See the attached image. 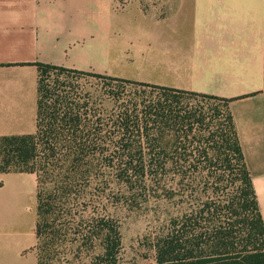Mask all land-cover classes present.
Wrapping results in <instances>:
<instances>
[{"label":"crops","instance_id":"1","mask_svg":"<svg viewBox=\"0 0 264 264\" xmlns=\"http://www.w3.org/2000/svg\"><path fill=\"white\" fill-rule=\"evenodd\" d=\"M140 2L0 0V138L35 134L37 64L230 100L264 220V0ZM18 174H0V264H38L37 207L23 221L1 194Z\"/></svg>","mask_w":264,"mask_h":264},{"label":"trees","instance_id":"2","mask_svg":"<svg viewBox=\"0 0 264 264\" xmlns=\"http://www.w3.org/2000/svg\"><path fill=\"white\" fill-rule=\"evenodd\" d=\"M37 67L36 132L0 138V174L36 176L37 244L34 251L38 264H118L117 242L109 240L102 245L97 257H92L88 263L83 261L80 242L86 234L77 232V227L89 217L85 211L75 209L92 205V192L100 186L101 168L136 172L134 163L141 159L147 170L157 175L169 168V164L170 170H174L178 161L167 162L165 151L178 152L181 139L163 140L164 130L181 131L187 119H194L193 124L202 123L196 120V115H181L173 105L178 104V95L201 97L225 105L223 131H217L221 136L212 133L215 137L204 139V143L200 140L198 145L192 146L194 150L181 149L191 153L181 160L188 165L186 173L207 172L208 179L216 180V186L197 195L196 205L184 216L170 219L166 233L155 243L154 264H264V220L229 112L230 100L51 65L37 64ZM50 72L59 73L57 78L64 74L96 78L106 87L116 84L119 88H151L159 92L162 101L144 107L140 101L127 99L117 107L121 100L117 93H103L98 95L101 99L95 101L91 90L83 94L77 89L74 92L73 87H67L59 79L45 84ZM149 129L159 134L162 141L149 140ZM130 134L146 137L145 153L136 141L128 145L125 138ZM117 162L119 166L114 167ZM223 182H227L223 189L217 186ZM59 237L61 241L63 238L62 243L68 241L64 246L75 254L64 262L55 257Z\"/></svg>","mask_w":264,"mask_h":264},{"label":"rangeland","instance_id":"3","mask_svg":"<svg viewBox=\"0 0 264 264\" xmlns=\"http://www.w3.org/2000/svg\"><path fill=\"white\" fill-rule=\"evenodd\" d=\"M131 1H141L140 4L145 8L148 6L147 3L152 5L153 1L154 3L158 2V0H120V4L126 6L131 4ZM58 75L59 73L50 72L46 77L45 84L59 79L61 83L67 84V87H73L74 92L78 90L83 94V91L91 90L94 93L95 101L98 99V95L102 96L103 93H117L121 98L117 107L127 99L140 101L144 107L155 106L162 101L159 92L151 88L134 86L119 88L116 84L106 87L101 80L96 78L74 77L65 74L57 78ZM100 99L101 97L98 100ZM176 100L178 104L171 102L175 108L181 111V115L187 117L196 115V120L199 119L202 123L193 124L194 119H187L184 123L185 127L181 131L177 129L164 130L163 140L181 139L178 152H172L170 149L165 151L167 162L172 159L178 161L173 171L170 170L168 163L169 168L157 175V173L147 170L145 161L141 159L134 163L136 172H125L123 169L105 171L101 168L100 186L96 192H92V205L75 209L77 212L85 211L86 216L89 217L87 218L89 220H85L77 227V232L86 234L84 240L80 242L83 246L81 249L83 261L88 263L89 259L97 257L102 245L109 240L117 242L118 264H154L155 243L160 236L166 233L170 219L184 216L196 205L197 195L206 188L216 186V180L208 179L207 172L186 173L188 165L181 160L191 153L181 149L187 147L194 150V145H198L200 140L204 143V139L214 136L212 133L221 136V133L217 134V131H223L221 124L225 120V105L219 101L187 95H178ZM148 133L149 140L161 138L154 130L149 129ZM125 140L129 141L128 145L134 141L138 142L145 153L147 139L144 135L143 137H134L133 134H130ZM215 141L218 140L215 139ZM117 164L119 163H115L114 167H118ZM16 177L18 179H14L12 176L4 179V189L1 194L3 202H6L9 210L16 203L17 217L26 221L29 213L27 209L32 207L36 209L37 207L36 178L34 175L20 173ZM226 184L227 182H223L217 186L223 189ZM62 242L63 238L61 241V237H59L57 243L60 246L57 248L55 257L64 262L75 254L64 246L68 241Z\"/></svg>","mask_w":264,"mask_h":264}]
</instances>
